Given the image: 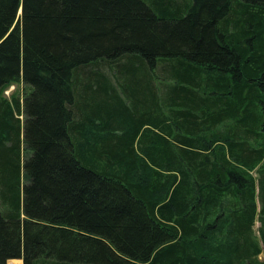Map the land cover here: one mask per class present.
<instances>
[{"label": "trees", "instance_id": "1", "mask_svg": "<svg viewBox=\"0 0 264 264\" xmlns=\"http://www.w3.org/2000/svg\"><path fill=\"white\" fill-rule=\"evenodd\" d=\"M2 131L0 264H264V0H0Z\"/></svg>", "mask_w": 264, "mask_h": 264}, {"label": "rangeland", "instance_id": "2", "mask_svg": "<svg viewBox=\"0 0 264 264\" xmlns=\"http://www.w3.org/2000/svg\"><path fill=\"white\" fill-rule=\"evenodd\" d=\"M98 67H100V70H102V72H104L109 77L112 91L117 92L119 97H121L125 103H128L130 105L131 99L128 97L127 92L125 91L124 87L121 86V82L118 81L119 77H120L119 80H122L121 75L119 74L120 76L118 75V77H117V75L114 76L113 71L110 70L109 65H101ZM116 70H118V68H116ZM154 80H155V84L158 87L160 81L158 79H154ZM123 81L126 82L125 79H123ZM25 92L28 94V90L24 89L23 84H13L6 89V91L4 92V96H6V98H8L9 100L13 101V97H20L21 99H23L25 96ZM8 132L11 133V131H8ZM5 135H6V131H2L0 133V137L5 136ZM6 145L10 146L11 144L8 141ZM20 149H21L22 161H24L25 158H27V149L28 148H27V143L25 142L23 136L21 139V148ZM3 176H4V173L0 171V189L3 187V181H2ZM259 227H260V222L257 221L255 224V231H256V234L258 235V237H259V234H258Z\"/></svg>", "mask_w": 264, "mask_h": 264}, {"label": "water", "instance_id": "3", "mask_svg": "<svg viewBox=\"0 0 264 264\" xmlns=\"http://www.w3.org/2000/svg\"><path fill=\"white\" fill-rule=\"evenodd\" d=\"M22 12V10H20V13Z\"/></svg>", "mask_w": 264, "mask_h": 264}]
</instances>
